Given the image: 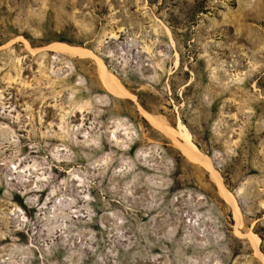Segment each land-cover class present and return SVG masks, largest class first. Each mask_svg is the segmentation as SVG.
<instances>
[{"label":"rangeland","instance_id":"rangeland-1","mask_svg":"<svg viewBox=\"0 0 264 264\" xmlns=\"http://www.w3.org/2000/svg\"><path fill=\"white\" fill-rule=\"evenodd\" d=\"M253 234L264 258V0H0V264H264Z\"/></svg>","mask_w":264,"mask_h":264},{"label":"bare ground","instance_id":"bare-ground-1","mask_svg":"<svg viewBox=\"0 0 264 264\" xmlns=\"http://www.w3.org/2000/svg\"><path fill=\"white\" fill-rule=\"evenodd\" d=\"M24 44L27 48L31 50V52H35L34 49L30 46L29 42L24 39ZM48 48H50L51 52H55L56 54L63 53L70 55L74 58H91L93 59L99 66L100 75H101V83L103 87L111 94L116 96H126L131 98L132 100H136V97L129 93L122 83L113 76L107 69L106 64L104 63L103 59L95 54L92 50L84 47H77V46H70L67 44H51ZM178 64V62L176 63ZM19 77V76H18ZM14 82H16L17 78H12ZM12 81V82H13ZM141 113L147 121L167 135L180 149L183 155L189 159L191 162L196 163L204 167L207 172L210 173L211 177L213 178L214 182L216 183L219 192L225 202L232 208L234 219L236 221V226L239 228L242 225V213L240 207L237 203L235 196L230 192L223 183V178L221 177L219 171L215 167L212 159L204 154L194 143L192 135L188 128L182 124H178L177 129H173L165 124L162 120H160L157 116L146 112L144 109L140 108ZM242 227V226H241ZM240 227V228H241ZM251 243L254 246L256 253L260 256V259L264 260L262 253L259 250L260 239L255 234L250 236Z\"/></svg>","mask_w":264,"mask_h":264}]
</instances>
